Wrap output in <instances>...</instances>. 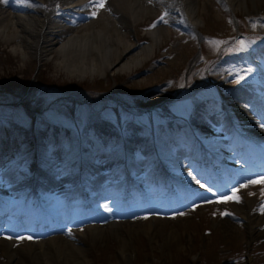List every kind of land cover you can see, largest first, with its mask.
Instances as JSON below:
<instances>
[{"label":"rangeland","instance_id":"374dc122","mask_svg":"<svg viewBox=\"0 0 264 264\" xmlns=\"http://www.w3.org/2000/svg\"><path fill=\"white\" fill-rule=\"evenodd\" d=\"M9 1L11 0H7V2L0 0V6H3L5 10L10 4ZM15 1L18 5H23L30 11H39L37 3L29 0ZM70 1L75 0H67L68 3ZM167 2L169 5H181L180 0H167ZM48 3L51 6L55 5L54 1ZM58 4H60V8L67 6L63 0L58 1ZM97 4L99 5V3ZM56 6L50 7L47 5L45 10L51 12ZM195 6L197 20L193 28H188L185 23L188 19L186 11H180L182 15L180 13H177L178 16L176 17L174 15L176 20H172L174 24L170 26L168 25L169 20L166 15L167 13L173 14V12L167 6L164 7L165 11L152 8L154 10L156 9L157 12H153L154 10L152 12H146L148 15L141 17L142 19H139L140 21L137 20V23L132 28L127 27L129 30L127 39L134 46L137 45L138 41L141 43L140 47L147 46L151 43V38L148 33L151 30L158 29V27H166L168 30L166 31V28H164L166 33H164V37L158 46L154 48L153 55L140 67L131 71L110 74L107 71L104 76H88L84 79H79L75 76L72 77L56 65L58 56L55 53L45 57H36L29 52L26 57H23L21 53H15L13 50V47L18 42L17 40L5 41L0 36V81L6 80V85L10 90L15 91L19 83L30 81L34 75V80L40 82L42 86L48 85L64 88L65 92L71 96L68 101L62 102L56 109L44 111L41 115V119L50 123L52 128L65 129L57 133V139L62 142H67L70 148L67 151V157H65L69 164L80 163L89 158L90 151L79 148L82 145H87L89 142H97V124L109 125L111 132L125 141L143 138L142 133L139 131L142 128L139 123V119L142 116L148 118V133L154 137V144L158 151V129L161 128L166 133H169L171 131L170 126L174 122V112L171 106L168 104V107L164 109L163 107H159L158 104H161L167 95L171 97L170 100L174 98V92H168V90H172L170 84L174 81V77L180 73L183 80V77L185 78L184 73L190 68L191 64L194 63L193 68L197 65L195 63L199 42L198 37L193 33L194 29L203 31L206 35H211L209 42L213 45L212 47H216L214 48L216 53L219 51L218 47L222 45L219 42L222 36L227 35L232 37L234 34L233 30L236 27L233 26L232 15L242 17L244 31L264 35V0H243V3L239 6H236L234 3H228L226 0H196ZM73 12L77 16L83 10L74 9ZM65 14L70 13H62L61 18ZM93 16H96L95 13ZM161 17H163V20H161ZM182 18L183 20L180 21ZM53 20H56V18H53ZM129 23L131 24L132 22L129 21ZM132 30L134 33H132ZM63 38L60 37L53 43L62 41ZM247 47L248 44L246 42H240V46L235 48L240 51V49H247ZM43 48V50L48 49L46 46ZM256 50L257 47L252 48V53H255ZM239 53L241 52H233L228 64L222 65L220 63L210 69L208 77L213 82L215 81L218 85H221L222 91L216 89V92L212 90L208 92L209 87H206L194 95V99L199 100L201 103L208 102L212 99L218 102L220 101L223 104L214 105L212 103H206L203 109L198 107L196 110L197 113L194 114H191L193 111L189 109L186 115H184V118L189 116L190 120L196 121L206 127L216 125L221 118L222 122L220 126L224 130H228V127L232 123L230 121L227 122L226 112L223 111V117H220L219 120L212 116L209 118V114L218 113L221 111L222 106L223 108H227L224 100H227L230 95L235 94L237 97L240 96V98L243 97L246 100L249 97L255 99L254 93L256 91L261 92L264 89V65H259L260 69L255 72L251 67L253 61L251 58L254 57L252 54L244 59V65H241L238 61L237 64H233V58L240 60L241 56ZM209 56L206 57L209 58ZM153 60L158 62H151ZM206 64L209 63L207 62ZM146 67L150 71L146 75L140 74ZM197 69V71H193V79L197 81L203 78L201 80L203 82L206 79L203 77L205 75H203V68L198 67ZM146 71L148 70L146 69ZM162 83L165 84L159 87ZM197 87H200V85ZM72 88H79L82 91L89 92L86 100L89 103L88 107H85L81 97L76 96L71 91ZM152 88H155L157 91H149L150 93L146 95V99L144 97H138L140 107L147 106L150 109L147 113H143L138 107L139 103L129 97L131 94L136 95L137 93H134V91L137 92L136 90L138 89V93H140ZM194 88V83H188L185 88V95H188ZM110 90H115L114 95H110ZM47 94L49 101L55 99L51 91H48ZM234 101H237L235 97ZM9 105L4 110L1 109L4 106L0 107V112L7 118L12 117L15 122L22 124V110L10 112L8 109ZM127 107L131 110L127 111ZM217 108H219V111H216ZM242 108H244L243 105ZM163 114L169 117L163 118ZM25 120L27 123L24 127L29 126L32 128L33 123L30 122L27 116ZM233 121L235 122L234 125L239 127L238 131H244L248 127L244 122H240L241 120L235 118ZM156 122L161 123L156 125ZM1 123L3 125L5 121L1 120ZM35 128V133H38L40 129L39 121L36 123ZM207 130L211 131V133L206 140L212 146H219L231 139H227L228 136L223 130ZM162 138L164 144H170L174 148V157L176 156L175 153L181 149H184L188 153L194 151L193 136L185 138L182 134H176L171 138V141L166 135H163ZM29 139L31 142H36L39 138L30 136ZM16 149L18 148L16 147ZM26 152H29V155H31L33 148H27ZM112 154L114 157L119 156L125 158L127 156L123 150L114 151ZM20 155H22V152H16L12 156V159L13 157L14 159L10 160L8 164L10 166H7L8 170L11 168V163L17 160ZM30 160L28 159L26 163L28 164ZM185 177H187L186 179L189 182V176L186 175ZM235 192L233 194H226L214 201H208L209 198H206L203 202L205 205L195 209L192 208L189 211L181 213L182 215L179 216V212L162 216H172L169 221L153 220L154 218L151 219L152 217L142 218L140 215L139 219H132L128 223L117 222L127 225L119 234H107V230L104 227L109 226L110 220L103 219L100 225L105 226H101L100 228L103 229L98 231L100 238L92 241L90 239V233L86 228L77 229L78 234L76 236L81 235V241L83 243L79 245L86 248L87 254L85 258L87 256L90 264H117L120 262V264H217L211 260L212 258H219L218 261L220 262L222 259L225 261V264H264V212H262L264 208V182H257L254 185L242 187ZM18 197L20 198V196ZM103 206L104 203L100 205L99 209L103 210ZM237 206L241 210L239 211L240 213L236 210ZM108 211H112V209H108ZM246 213L249 214L248 218L252 217L251 215L257 218V220L255 219L256 226L254 228L247 227L245 223ZM151 223L155 226L154 229L159 225L161 228L163 227V230L174 229L178 235L174 245H170L169 247L168 245L163 246V248L159 249L155 244L151 243L147 234L142 232V228ZM135 226L140 228L138 232L134 231ZM101 231L104 232L102 233ZM62 236L67 237V235ZM76 236H74L75 238L70 237V240L73 241L74 239V242H77L78 237L76 238ZM124 238L128 239L132 246L130 248L132 258L128 260V263L121 261L120 258V249L123 245L122 239ZM229 254H234L235 258H231L230 260H228L230 257L224 258Z\"/></svg>","mask_w":264,"mask_h":264},{"label":"bare ground","instance_id":"6f19581e","mask_svg":"<svg viewBox=\"0 0 264 264\" xmlns=\"http://www.w3.org/2000/svg\"><path fill=\"white\" fill-rule=\"evenodd\" d=\"M96 1H71L75 4H67L71 6H68L66 11L82 9L83 12L78 17L80 20L75 21L74 16L72 18L67 17L64 23L58 25L53 22L48 11L30 14L23 6L20 7L19 5L12 12H5L1 8L0 36L5 41L17 40L18 42L13 50L15 53H21L23 57H26L29 52L36 57H45L55 53L58 56L56 65L70 76L79 79L95 75L104 76L107 71L109 74L122 73L140 67L153 55L154 48L163 39L166 31L164 28L150 31L148 34L151 43L137 48L127 39L129 34L127 27L132 28L137 20H141V17L148 15L146 12H152L154 10L152 8L160 10L167 6L171 10V5L167 4V0H103V6L97 8L95 6ZM226 1L236 4V6L243 3V0ZM236 1L238 2L235 3ZM180 2L183 4V11H186L187 22L189 25L194 26L197 20L196 0H180ZM172 6L174 12L172 10L171 12L175 15L177 5ZM90 9L97 11L98 16L92 19L85 16ZM156 9L153 12H157ZM179 13L181 14L180 11ZM67 20H69V23ZM175 20L174 18L173 21ZM129 21L132 23L130 24ZM60 36H63L64 40L61 43H53ZM44 46L48 49L43 50ZM235 98L237 99V97ZM247 152L241 153L247 155ZM262 157L264 160V156ZM217 158L220 163H222L223 158L230 159L227 154L218 155ZM181 161L183 160L181 159ZM213 165L215 164L211 162L210 166L213 167ZM221 167L225 168L229 176L234 179L241 176L239 171L230 170L224 164ZM205 174L207 173L205 172ZM236 210L241 211L238 206ZM248 215L245 217V223L247 227L254 228L257 218L253 216L248 218ZM126 226L113 223L104 227V229L107 230V234H119ZM154 228L155 226L151 223L145 225L142 232L147 234L150 242L155 244L157 248L160 249L167 245L169 247L177 241L178 235L174 229L163 230L160 225L156 229ZM101 229L103 228L93 227L88 229L92 241L100 238L98 231ZM139 229L135 226L134 231L138 232ZM77 237V242H74V239L71 241L68 237L54 235H49L46 239L35 240H28L27 236L20 240L0 237V260H2L0 264H90L87 256L85 258L86 248L79 245L83 243L81 241L82 237L80 234ZM20 241L23 244H19ZM122 242L120 258L121 261L128 263V260L132 258L130 251L132 246L126 238L122 239ZM15 243L17 244L15 245Z\"/></svg>","mask_w":264,"mask_h":264},{"label":"snow or ice","instance_id":"6c2138e0","mask_svg":"<svg viewBox=\"0 0 264 264\" xmlns=\"http://www.w3.org/2000/svg\"><path fill=\"white\" fill-rule=\"evenodd\" d=\"M4 2H7V0H4ZM97 2L100 4V6H103V0H97ZM161 20H163V17H161Z\"/></svg>","mask_w":264,"mask_h":264}]
</instances>
